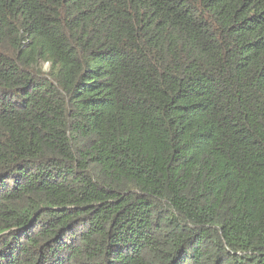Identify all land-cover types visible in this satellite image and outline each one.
<instances>
[{
  "label": "trees",
  "instance_id": "16d2710c",
  "mask_svg": "<svg viewBox=\"0 0 264 264\" xmlns=\"http://www.w3.org/2000/svg\"><path fill=\"white\" fill-rule=\"evenodd\" d=\"M0 264H264V0H0Z\"/></svg>",
  "mask_w": 264,
  "mask_h": 264
},
{
  "label": "rangeland",
  "instance_id": "374dc122",
  "mask_svg": "<svg viewBox=\"0 0 264 264\" xmlns=\"http://www.w3.org/2000/svg\"><path fill=\"white\" fill-rule=\"evenodd\" d=\"M45 67H47V65H45Z\"/></svg>",
  "mask_w": 264,
  "mask_h": 264
}]
</instances>
